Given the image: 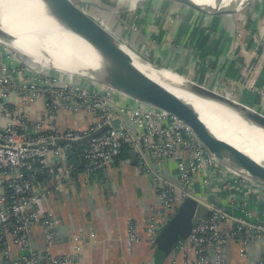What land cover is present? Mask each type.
Wrapping results in <instances>:
<instances>
[{
	"label": "crops",
	"instance_id": "obj_1",
	"mask_svg": "<svg viewBox=\"0 0 264 264\" xmlns=\"http://www.w3.org/2000/svg\"><path fill=\"white\" fill-rule=\"evenodd\" d=\"M245 8L243 10L246 15L242 14L243 29L237 27L235 15L216 22L204 13L183 8L182 21L176 20L175 24L166 29L159 26L156 30L154 27L156 31L152 38L158 40L159 46L154 43L147 45L149 56L142 54L165 68L166 72L173 71L211 89L224 90L234 100L264 114V50L262 45L257 44L258 38L264 44V0H252ZM213 22L216 24L213 25V32L205 29L207 24ZM137 35L144 38L141 32ZM247 65H251L255 71L247 79L249 84L253 83V88L244 84L242 78L243 67ZM177 77L183 79L179 75ZM71 83L102 90L98 83L79 77L71 79ZM114 98L118 99L117 96ZM23 109L32 120L40 121L44 130L54 126L61 131H84L93 125L94 120L86 110L73 112L71 106L63 102L55 108L54 119L49 121L45 115L43 98L26 104ZM121 127L133 132L128 123L122 121ZM75 147H72V151ZM128 149L121 157L113 159L108 167L92 174L87 173L84 165L76 159L75 166L70 158L65 164L59 158H50L40 183L44 204L52 212L55 221L57 240L53 246L54 252L71 251L75 245L71 236L76 234L90 240L82 246L84 264H150L154 254L153 236L144 231V226L151 216L165 213L153 177H165L175 192L179 193L182 190L178 184L179 165L174 160L157 162L140 146H128ZM132 150H137L135 163L130 160ZM227 178L229 184L223 189L222 180ZM199 186L200 180L196 179L190 191L201 198ZM208 194L235 217L264 226L263 187L235 176L217 164ZM174 203L178 204L176 200ZM127 218L141 225L142 240L131 252H127L124 245ZM232 226L233 222H225L220 228L222 235L227 237L221 253L222 263L264 262V242L249 238L245 251L241 252L240 242L226 235ZM92 232L95 237L90 239ZM30 236L35 247L42 244L40 226H33ZM11 250L13 255L17 254L14 246H11ZM207 256L211 259L212 252L207 251ZM195 258L193 247L184 244L174 254L168 255L162 264H192ZM1 259L2 255L0 264H12L6 258H3V262Z\"/></svg>",
	"mask_w": 264,
	"mask_h": 264
},
{
	"label": "built area",
	"instance_id": "obj_2",
	"mask_svg": "<svg viewBox=\"0 0 264 264\" xmlns=\"http://www.w3.org/2000/svg\"><path fill=\"white\" fill-rule=\"evenodd\" d=\"M257 44L262 45L264 50L260 38ZM243 68L244 84L253 88V83L249 84L247 79L255 71L251 65ZM57 74L60 75L52 69L41 70L38 66H29L22 57L0 45V255L3 258L12 264H84L82 246L90 241L86 236L73 234L71 240L75 245L71 251L54 252L53 246L57 240L55 221L52 212L44 204L40 183L50 158L53 156L60 159L65 146L35 145L48 138L79 139L109 123L114 117L122 119L123 113L127 114L134 125L135 133L121 126L111 128L74 148L75 159L84 165L87 173L92 174L108 167L125 145L140 146L157 162L177 161L178 178L184 183L179 193L195 197L210 209L179 246L182 248L187 244L193 247L196 258L192 264H208L207 251L210 248L216 264L223 260L221 253L227 237L222 235L220 228L225 222H233L226 235L240 242L241 252L245 251L249 238L264 242V226L237 218L224 208L205 200L212 187L215 165L219 163L182 120L106 85L98 83L102 89L98 91L71 83V79L61 75L58 77ZM211 90L234 99L224 90ZM40 98L45 100V115L49 121L54 119L55 108L66 102L73 112L84 109L92 114L93 125L84 131H61L54 126L44 130L41 122L32 120L23 109L26 104ZM119 99H123V102ZM226 170L264 188L259 183ZM196 179L200 180L201 198L190 191ZM153 181L158 187L165 213L151 216L144 226V231L151 236L157 227L170 218L177 206L174 203L177 192L173 185L165 177L154 176ZM228 184V178L223 179L221 186L224 189ZM35 225L42 230L43 242L39 247H35L30 236ZM140 231V223L127 218L124 240L127 252H131L141 242ZM94 237L92 232L90 239ZM11 246L17 249L16 255H13Z\"/></svg>",
	"mask_w": 264,
	"mask_h": 264
},
{
	"label": "water",
	"instance_id": "obj_3",
	"mask_svg": "<svg viewBox=\"0 0 264 264\" xmlns=\"http://www.w3.org/2000/svg\"><path fill=\"white\" fill-rule=\"evenodd\" d=\"M7 1L11 5H14L13 11L16 12L17 18L23 26L26 25L27 21H31L38 29L45 33L49 32L52 34V30L63 32L57 20L49 13L37 8L36 4L32 2L20 3V1L15 0ZM60 1H66L91 26L97 27L100 33L95 34L91 29L84 34L81 33L80 37L89 43L90 46H73L76 54L72 56L64 54L62 58L52 60L49 53L43 50L42 53L50 59V62L58 61L60 64L66 66L67 69L74 71L83 78L89 79V81L106 85L132 99L171 113L190 127L211 155L212 152L209 145L198 131L196 123L191 117V113H199L195 105L196 101L209 105L216 115L222 118L225 117L232 125H235V121H238L244 127L249 128V130H257L264 134V114L239 101L189 80L176 72L174 73L181 76L192 89L179 90L165 85L160 78V75L165 74V68L158 66L143 55L135 53L127 46L125 41L117 37L101 21L85 12L81 4H94L93 0ZM167 1L176 2L197 12L211 16L235 14L252 2V0H234L229 4H225V0H210L209 2L197 0ZM59 4V6H62L61 2ZM15 39L16 37L3 28L0 21V45L9 52L21 57L13 49L7 47L5 42H12ZM122 121L130 125L133 133L136 132L127 114L123 113L122 119L114 117L109 123L103 124L95 131L79 139L55 138L52 140L48 138L46 141L40 142L35 146H65L64 154L60 158L65 164L73 154L72 147L83 145L108 129L119 128ZM224 145L229 154L242 162V167L224 164L212 155L215 160L220 165L222 164V166L224 165V167L231 169V171L264 186V165L254 161L252 157L233 146L227 140H224ZM136 153L137 150L130 152V160L133 163H135ZM60 165L58 164V166ZM45 181H47V178L44 179ZM178 184L184 187V183L180 179H178ZM205 200L208 203L227 209L220 202L215 201L213 196L209 194L205 197ZM176 201L178 204L170 218L162 226L157 227L156 232L153 234L154 254L150 264H162L168 255L174 254L180 244L184 242L192 227L210 212L209 207L205 203L191 195L184 196L181 193H176ZM209 250L211 252V248ZM1 260L2 262L4 261L3 257ZM222 262L220 261L217 264H223ZM263 263L262 260L259 262V264ZM208 264H216V258H209Z\"/></svg>",
	"mask_w": 264,
	"mask_h": 264
},
{
	"label": "bare ground",
	"instance_id": "obj_4",
	"mask_svg": "<svg viewBox=\"0 0 264 264\" xmlns=\"http://www.w3.org/2000/svg\"><path fill=\"white\" fill-rule=\"evenodd\" d=\"M20 3H34L41 11H45L52 15L56 20L63 32L52 30V34L49 32L45 33L38 29L33 22L27 21L26 25L23 26L13 11L14 5L7 0H0V21L3 26L10 34H12L6 26V21H16L21 24L25 30H31L36 33L42 39H45L46 46H33L30 45L33 37L24 42V40L17 41L16 39L12 42L5 41L7 47L17 52L29 66H38L41 70L52 69L58 72L60 75L66 76L68 79L77 78L78 75L66 66L60 64L58 61L50 62L42 52L43 50L48 52L52 60L62 58L63 55H75L76 51L73 46L81 45L82 47L90 46L80 35L90 31L99 34L100 31L97 27L91 26L90 23L83 18L76 10H73L66 1L60 0H15ZM121 2L118 0H113ZM200 2H209L210 0H197ZM234 0H225V4H229ZM59 2L62 6H59ZM123 3V2H122ZM124 4V3H123ZM98 5V4H97ZM125 5V4H124ZM55 8H54V7ZM58 12V13H57ZM116 12V11H115ZM126 12V11H125ZM13 35V34H12ZM15 37V36H14ZM42 53V54H41ZM165 74L160 75L162 82L174 89L184 90L192 89L191 86L184 82L183 79L174 75L173 72L169 71ZM97 83V82H96ZM196 108L199 113H191V117L196 123L198 131L201 133L207 144L209 145L212 155L218 159L226 162V164L233 167H242V162L239 159L233 157L226 150L224 140L230 142L233 146L244 151L254 161L264 165V134L257 130H249L244 127L238 121H235V125L230 124L224 117H219L214 113V110L209 105L201 102H195ZM230 120V117H229Z\"/></svg>",
	"mask_w": 264,
	"mask_h": 264
},
{
	"label": "rangeland",
	"instance_id": "obj_5",
	"mask_svg": "<svg viewBox=\"0 0 264 264\" xmlns=\"http://www.w3.org/2000/svg\"><path fill=\"white\" fill-rule=\"evenodd\" d=\"M93 1L94 4H81L85 12H87L97 20L101 21L117 37L125 41L127 46L135 53L143 55V52L144 54L146 53V56H149V45L151 46V44L153 45L154 43L155 46H159L158 40H154L152 38L154 31L157 30L156 27L160 26L162 29H166L167 27L172 26L176 22L182 21L183 13H181V11H183V8H188L176 2L167 0H118L121 2L113 0ZM167 2L168 6H165L164 4H166ZM244 10H246V8ZM244 10L242 9L232 15H217V17L209 16L208 18H212L213 21L216 22L217 20L222 22V20L229 18V16L235 15L237 16V27L243 29V15L245 14ZM240 15H242L241 18ZM258 23L259 21L256 22V24ZM213 25L216 24L214 22L207 24V28L205 29H208L209 31L213 32ZM6 26L7 29L13 34V36L16 37L17 41H29L34 34V40L31 41L30 45L38 47L46 46L45 39H42L40 36H38L34 32H31V30L29 29L25 30L19 22L6 21ZM154 27L156 28V30L154 29ZM138 32L143 33L144 38H141L142 34L141 36H138ZM57 76L60 77V75L58 74ZM78 77L83 78L79 75ZM83 79L89 81V79L87 78ZM220 161L226 164V162L222 160Z\"/></svg>",
	"mask_w": 264,
	"mask_h": 264
},
{
	"label": "trees",
	"instance_id": "obj_6",
	"mask_svg": "<svg viewBox=\"0 0 264 264\" xmlns=\"http://www.w3.org/2000/svg\"><path fill=\"white\" fill-rule=\"evenodd\" d=\"M166 4H168V2H167ZM24 42H27V41H24ZM127 150H129V149H128V145L123 146V147L121 148V152H120V154H119L117 157H119V156L121 157V156H122V153L127 152ZM70 160H71V161L73 160L72 163H74V165L76 166V162L74 161V160H75V155H74V154L71 155ZM41 180H42V179H41Z\"/></svg>",
	"mask_w": 264,
	"mask_h": 264
}]
</instances>
